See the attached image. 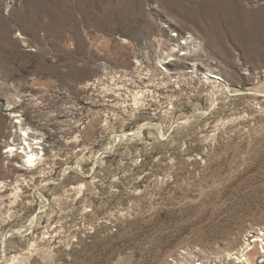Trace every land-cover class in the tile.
Instances as JSON below:
<instances>
[{
    "label": "rangeland",
    "instance_id": "obj_1",
    "mask_svg": "<svg viewBox=\"0 0 264 264\" xmlns=\"http://www.w3.org/2000/svg\"><path fill=\"white\" fill-rule=\"evenodd\" d=\"M262 228L264 0H0V264H264Z\"/></svg>",
    "mask_w": 264,
    "mask_h": 264
},
{
    "label": "bare ground",
    "instance_id": "obj_2",
    "mask_svg": "<svg viewBox=\"0 0 264 264\" xmlns=\"http://www.w3.org/2000/svg\"><path fill=\"white\" fill-rule=\"evenodd\" d=\"M192 42H193V40L191 38H188V40H187L188 45L185 47L186 50L191 49L190 47H191ZM211 77H215V76H211ZM216 78H218V77L216 76ZM124 135H126V134H124ZM129 135H131V134H129ZM27 145L28 146H25L24 144H21V146L15 148V149L19 150V153H21V152H24L25 153V155L23 157L24 158V164L29 165V166H34L36 164L35 161L37 159L38 151H34L33 150V147H31L29 143H27ZM10 147H11V145H10ZM28 148H29V150H27ZM263 229L264 228H262V230ZM263 233H264V230H263ZM259 236H264V234H262L260 231H258L255 235H251L250 237H254V239L252 241H250V243L248 242V244H246V247H244V248H246L247 251L253 250L255 248V245H254L255 242L264 240V238H262V237L260 238ZM258 246H259V249H260L259 243H258ZM261 249H262V252L261 251L260 252H261L262 258H263V260L261 262H264V244L262 245ZM234 254H237V252H235ZM243 255H246V254H244V253L243 254H239L238 253L236 256L233 257V259L236 260L235 261V264H241V263H243V264H249V263H245V262L242 261L243 260L242 259ZM229 256H230V253H228V257ZM244 259H247V261L250 262L247 257H244ZM181 262H182V264H191V260L190 259L187 262L186 261H181ZM173 264H175V263H173Z\"/></svg>",
    "mask_w": 264,
    "mask_h": 264
},
{
    "label": "built area",
    "instance_id": "obj_3",
    "mask_svg": "<svg viewBox=\"0 0 264 264\" xmlns=\"http://www.w3.org/2000/svg\"><path fill=\"white\" fill-rule=\"evenodd\" d=\"M171 36H173L177 39V41H176V40L171 38L174 41L173 42L175 44L174 46L177 49V52L179 53V55H183L185 53L184 48L188 45V43H187L188 38H191L194 41V38L192 37V35H190L188 33H186L184 35H180L176 31H172ZM190 48H193L192 45ZM176 55H177V53H176ZM166 63H167V61L165 60L161 64L164 65ZM189 254H192V256L190 258L191 264H203V260L201 259V257H199L198 255H195L194 252H189ZM188 260L189 259H187V258H182V261L187 262Z\"/></svg>",
    "mask_w": 264,
    "mask_h": 264
}]
</instances>
